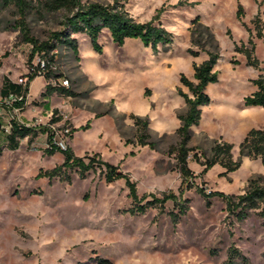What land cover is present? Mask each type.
Returning <instances> with one entry per match:
<instances>
[{"label":"rangeland","instance_id":"374dc122","mask_svg":"<svg viewBox=\"0 0 264 264\" xmlns=\"http://www.w3.org/2000/svg\"><path fill=\"white\" fill-rule=\"evenodd\" d=\"M43 1L32 0L25 19L30 35L39 41L62 29L66 15L64 10L44 11ZM84 1L116 2L135 20L153 19L172 36L170 44L153 50L138 39H126L118 46L103 29L98 38L100 53L83 34L72 35L76 54L66 46L57 52L55 67L62 74L58 82L75 92L50 97L55 116L60 117L57 127L70 128L67 145L74 155L98 153L126 173L135 184L137 199L130 195L124 178L105 181L101 166L84 177L76 168H66L62 177L50 178L45 171L59 165L63 155L44 152L46 134L39 132L30 142L20 139L17 147L10 148L7 133L0 128V264H98L100 259L110 264H221L231 245L251 264H264V227L257 210L237 221L227 213L221 197L206 198L197 190L242 193L250 178L264 176L260 159L242 157L236 170L224 174L219 164L201 173L203 165L193 157L194 153L200 161L210 157L213 142L221 139L233 145L232 157L237 160L245 131L264 125V114L257 112L260 108L241 109L243 98L255 90L251 80L264 71V0ZM238 7L242 8L239 19ZM197 16L217 40L218 81L206 86L210 103L203 106L199 124L191 128L188 145L194 150L187 163L193 176L183 182L174 154L167 151L179 141L177 115L186 110L177 89L190 95L179 76L183 73L195 82L192 64L207 58L204 51L196 56L187 52L189 47L198 49L190 44L191 22ZM17 19L14 5L0 8V69L15 74L27 72L31 65V45L21 41L17 30L7 28ZM257 29L262 37H257ZM249 36L257 67L247 66L245 56L234 51L241 42L250 48ZM202 38L206 39L205 32ZM206 48L213 50L208 44ZM4 51L9 54L1 56ZM42 83L44 90L46 81ZM40 87L36 81L30 94ZM29 101L22 110L32 112H25L22 121L46 125L52 111L33 112L42 104L39 95ZM0 112L5 120L14 115L6 108ZM131 115L148 119L154 147L137 144ZM164 192L177 195L186 207L184 214L178 213L171 199L162 206L147 205L142 213L131 212L151 199L149 194L161 197ZM171 211L179 214L176 223Z\"/></svg>","mask_w":264,"mask_h":264},{"label":"trees","instance_id":"16d2710c","mask_svg":"<svg viewBox=\"0 0 264 264\" xmlns=\"http://www.w3.org/2000/svg\"><path fill=\"white\" fill-rule=\"evenodd\" d=\"M10 5L15 6L19 19L13 21L12 24H8L7 28L17 30L21 41L31 45V50L28 54L29 63L36 53L41 52H43L42 56L46 60L45 71L43 73L46 84L44 90L40 94V98L42 99L53 94L64 96L75 95L74 91L58 82V80L62 78V74L56 70L55 65L58 48L60 46L69 47L75 54L77 53V41L76 38L73 37L76 34H83L90 43L92 49L97 53L101 52V45L98 38L103 29L109 32L112 42L118 46L122 45L126 39H138L144 46H149L153 50H157L159 45L166 46L172 42L171 33L160 24H154L153 19L142 22L137 21L125 9L117 5L116 2L112 4H102L98 2H82V0L43 1L41 6L44 11L52 12L64 10L66 15L61 23L62 29L51 32L49 39L39 41L30 35L29 28L25 23L27 14L33 8L32 0H0V8H6ZM241 14L242 8L238 7L236 11L238 19ZM191 24L194 28L191 30L190 44L196 46L198 49L193 50L189 47L187 52L196 56L199 50L204 51L207 54V58L199 64H192V77L195 82L190 80L183 73L179 76V82L188 89L190 95L183 92L180 88L177 89V93L183 98L186 110L184 113L177 115L180 121V125L176 129L179 141L176 145H171L167 152L174 154L176 166L178 167L183 182L190 180L193 176L187 163L190 151L194 150L193 147L188 145L191 138V128L199 123L201 118V107L210 103V97L205 92V88L209 83L218 81V73L215 70V66L220 57L217 40L209 26L203 24L198 16L192 20ZM254 24L256 28L257 24L255 21ZM247 30L249 31V29ZM203 32L206 33L205 40L202 38ZM256 35L257 37H262V33L259 29H257ZM248 43L250 48H248L245 43L241 42L240 45H234V51L242 53L245 56L247 66L257 67L258 59L253 55L254 43L250 36L248 37ZM207 44L213 47V50L207 49ZM8 54V51H4L1 56H7ZM35 76V74L26 72L23 77H27L29 83ZM52 80L55 81L54 84L51 83ZM251 82L255 86V90L243 98V105L245 107H264V71L259 73L256 78H253ZM28 83L27 87H23V92L21 93H17L20 91V88L17 89V92H9L23 94L24 96L28 91ZM6 84L7 81L3 82L0 88V95L2 96L9 93L5 88ZM23 104L24 103L21 102L18 103L17 106L23 108ZM56 112V109L52 110V116L49 120L50 123L60 120L59 116H55ZM131 118L136 128L137 144L154 147L155 142L151 140L149 134L148 119L137 115H131ZM1 124L2 122L0 119V126ZM87 126L88 124H86L84 128H87ZM39 132L42 134L47 133L46 138L48 145L44 149V152L50 155L54 152H60L63 155V161L59 165L45 171V174L50 178L57 176L62 177L63 169L66 168H76L79 176L84 177L85 173L90 169H93L95 166H101L104 169L105 181L112 182L113 180L124 178L129 187L130 195L133 199H137L134 182L130 181L126 173L119 171L118 166L102 160L98 153L76 156L70 150L69 146H67L66 149L57 148L50 143L51 136L48 133V127L46 125L27 127L20 124L16 119H11V128L6 137L7 146L15 148L18 146L19 140L24 138H28L30 142ZM232 148L233 145L231 143L219 139L213 142L210 157L204 158L203 161H200L195 153L193 157L196 162H200V164L203 165L201 173L206 172V170L214 164L222 166L224 168V174L234 171L240 166L242 157L259 158L264 166V125L261 128H251L245 134L239 143V158L237 160H234L232 157ZM197 190L206 198L210 196L221 197L225 202V210L228 214H232L237 221L244 220L252 210H257L256 213L262 219V226L264 227L263 175L250 178L244 191L239 194H224L221 191H209L206 193L203 188H198ZM181 192L182 190L179 193ZM149 196H151V199L147 200L144 204H138L136 207L131 208V212L133 213L136 211L142 213L145 211L147 205L158 204L162 206L168 199H171L174 205L177 206L179 214H184L186 211L185 205L177 201V195L172 192H164L161 194V197L154 196L153 194H149ZM145 197L146 195L142 196V198ZM178 213L173 211L169 213L172 222L176 223L178 221ZM98 264L110 263L107 259H100ZM221 264L251 263L246 255L237 247L231 245L228 247L226 258Z\"/></svg>","mask_w":264,"mask_h":264},{"label":"built area","instance_id":"2783aa9c","mask_svg":"<svg viewBox=\"0 0 264 264\" xmlns=\"http://www.w3.org/2000/svg\"><path fill=\"white\" fill-rule=\"evenodd\" d=\"M43 52L41 53H36L33 58L34 61L31 60L30 66L28 67L27 72L30 74H35L36 76H43V73L45 71V65H46V60L42 56ZM54 68V67H53ZM35 76V77H36ZM17 82L21 84L23 87H27L28 79L27 77H19L17 79ZM55 83V81H51V83ZM63 84H67V80L63 81ZM26 101V94H16L9 92L6 95H0V110L1 109H9L11 112L16 113L21 111L22 107L17 106L18 103H25ZM24 105V104H23ZM1 113V112H0ZM11 119H15L14 116H9L5 122L1 125V129H3L6 133H9L10 128H11ZM17 120V119H16ZM20 124L27 126V127H34L37 125H41L37 123V120L35 121H22V120H17ZM48 127V133L51 136L50 143L54 146H56L59 149H66L67 145V140L70 137L71 131L68 126H65L63 128L57 127V122L48 123L46 124ZM47 135V133H46ZM48 145V144H47Z\"/></svg>","mask_w":264,"mask_h":264},{"label":"crops","instance_id":"0c3cea01","mask_svg":"<svg viewBox=\"0 0 264 264\" xmlns=\"http://www.w3.org/2000/svg\"><path fill=\"white\" fill-rule=\"evenodd\" d=\"M216 67V66H215ZM0 68H1V66H0ZM1 71H0V88L2 87V85H3V82H5V81H7V84H6V90L9 92V91H15V92H17V89L18 88H20V91L19 92H17V93H21V92H23V86L21 85V84H19L18 82H17V79H18V76H24V73L26 74V72L25 71H21V72H19V74L18 73H16L15 74V71H12V70H7V71H5L4 72V69H0ZM2 72H4V73H2ZM36 81H39L40 82V85H41V87H40V89H39V91H36L35 93H33V95H31L30 94V88H31V86L33 85V84H35L36 83ZM45 82V79L43 78V77H41V76H36L35 78H33V80H31L29 83H28V91H27V93H26V101H25V103L24 104H27L28 102H30L29 100H34V98L37 96V95H39V97H40V94H41V92L43 91V88H42V86H43V83L42 82ZM9 83V84H8ZM10 83H11V85H10ZM13 84V85H12ZM55 94H53V95H51V96H49V97H47V98H41V100H42V104L41 105H39V106H36L35 107V110L33 111V112H35V113H42V112H51L54 108H55V106H53L52 104H51V102H50V97H53ZM24 106V105H23ZM255 108H260L259 109V111H257L258 113H261V114H264V107H261V106H249V107H245L244 105L241 107V109L242 110H248V109H255ZM23 109V108H22ZM21 109V111H19V112H16V113H14V118L15 119H17V120H23V119H25L26 117H25V112H27V114H28V112L30 113V112H32V110L31 109H27L26 111H23ZM4 110V109H3ZM202 111H203V106L201 107V114H202ZM3 115H5L4 114V112H1L0 113V119H1V122H2V124H3V122L5 121V117L3 116ZM201 119V118H200ZM200 121V120H199ZM1 124V125H2ZM199 124V123H198ZM1 127V126H0ZM261 128V127H260ZM251 128H249V129H247L246 131H245V133H244V136H245V134L250 130ZM243 136V137H244Z\"/></svg>","mask_w":264,"mask_h":264}]
</instances>
